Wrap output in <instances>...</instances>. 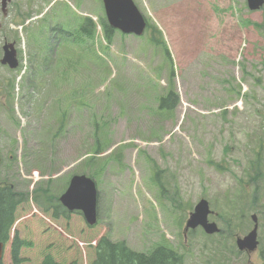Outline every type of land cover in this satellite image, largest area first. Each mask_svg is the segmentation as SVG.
Wrapping results in <instances>:
<instances>
[{
    "label": "rangeland",
    "instance_id": "rangeland-1",
    "mask_svg": "<svg viewBox=\"0 0 264 264\" xmlns=\"http://www.w3.org/2000/svg\"><path fill=\"white\" fill-rule=\"evenodd\" d=\"M52 1L7 25L20 65L0 100V187L24 198L19 235L58 240L28 228L48 219L44 210L72 176L84 175L96 183V224L80 212L58 219L91 240L78 264L90 263L102 240L142 254L162 245L183 264H264V6L133 0L167 59L149 32H117L107 45L101 0ZM86 17L92 38L79 31ZM170 88L180 102L160 111ZM200 200L215 234L185 226ZM254 218L257 249L239 252Z\"/></svg>",
    "mask_w": 264,
    "mask_h": 264
},
{
    "label": "trees",
    "instance_id": "trees-1",
    "mask_svg": "<svg viewBox=\"0 0 264 264\" xmlns=\"http://www.w3.org/2000/svg\"><path fill=\"white\" fill-rule=\"evenodd\" d=\"M87 26L89 27L83 28L82 31L91 37L95 27L90 21L87 22ZM101 27L105 41L111 44L115 31L105 22H101ZM147 27L151 34L150 42L153 45H160L164 56L169 59L167 48L155 27L150 24H147ZM178 104L179 97L175 89L170 88L163 97L159 98L158 108L162 111H173ZM97 144L99 146V143ZM95 152L99 155L100 149L97 148ZM52 199L61 211L50 215L48 214L50 209L47 208L44 212L49 216L48 219H44V222L42 221L36 229L32 224L28 229L34 232L39 230V233L49 235L56 233L59 239L51 243L47 240L35 243L36 241L31 237H21L15 226L18 208L24 201L23 196L9 187L0 189V241L9 249L6 264H78L81 262L86 250L90 248L91 240L88 236H82L79 233V227L73 226L70 222L63 223L58 220L62 218L68 221L71 214L62 210L56 197ZM0 264H5V258L0 260ZM88 264H183V261L181 255L162 245H157L149 252L142 254L127 249L122 242L112 244L102 240L94 246L92 261Z\"/></svg>",
    "mask_w": 264,
    "mask_h": 264
},
{
    "label": "water",
    "instance_id": "water-1",
    "mask_svg": "<svg viewBox=\"0 0 264 264\" xmlns=\"http://www.w3.org/2000/svg\"><path fill=\"white\" fill-rule=\"evenodd\" d=\"M108 23L114 29L123 34H134L140 36L145 28V21L132 0H102ZM248 8L251 11L258 10L263 6L264 0H247ZM13 59L12 54H6L2 63H8ZM15 63L10 66L15 67ZM59 201L63 207L69 211L81 210L89 225L96 221V188L95 184L85 176H73L69 182L65 193L61 195ZM208 206L205 201L199 202L194 212L187 221V228L194 229L201 226L206 233L217 231L214 224H207ZM256 227L243 241L237 240L240 250L247 248L254 250L256 247ZM2 257V244L0 243V259Z\"/></svg>",
    "mask_w": 264,
    "mask_h": 264
},
{
    "label": "flooded vegetation",
    "instance_id": "flooded-vegetation-1",
    "mask_svg": "<svg viewBox=\"0 0 264 264\" xmlns=\"http://www.w3.org/2000/svg\"><path fill=\"white\" fill-rule=\"evenodd\" d=\"M38 2L45 3V0H0V71L6 72L9 70L12 72L6 78H1L0 76V99H2L3 93H8L10 91V87L12 86V75L16 72V69H9L10 63L15 62L16 67L20 63L19 46L12 33H8L7 24L21 19L23 13L26 16L29 7H34ZM8 45H10V47ZM5 54H12L13 59L9 60L6 64H2V58Z\"/></svg>",
    "mask_w": 264,
    "mask_h": 264
}]
</instances>
